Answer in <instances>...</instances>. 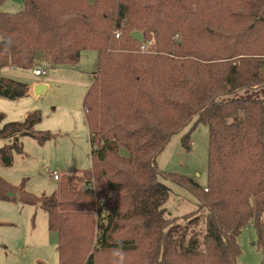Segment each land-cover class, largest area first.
Returning <instances> with one entry per match:
<instances>
[{
	"label": "trees",
	"instance_id": "16d2710c",
	"mask_svg": "<svg viewBox=\"0 0 264 264\" xmlns=\"http://www.w3.org/2000/svg\"><path fill=\"white\" fill-rule=\"evenodd\" d=\"M21 1L19 11L0 13V69L75 66L83 51L98 52L83 102L93 167L64 174L51 195L37 196L24 182L13 186L0 176V200L47 213L60 264H102L107 252L154 264L146 241L163 231L164 264L178 258L239 264L238 237L250 221L264 248V96H238L243 90L264 95V0ZM136 29L144 42L155 39L152 51L131 37ZM29 92L28 83L0 76L1 97ZM41 120L34 111L5 122L0 112V138L12 141L0 148L4 166L13 164L14 152L23 153L22 136L41 144L54 137L36 130ZM192 122L208 127L204 187L156 162ZM182 146L191 149V132ZM163 176L191 191L205 210L203 251L197 238L175 249Z\"/></svg>",
	"mask_w": 264,
	"mask_h": 264
},
{
	"label": "rangeland",
	"instance_id": "374dc122",
	"mask_svg": "<svg viewBox=\"0 0 264 264\" xmlns=\"http://www.w3.org/2000/svg\"><path fill=\"white\" fill-rule=\"evenodd\" d=\"M22 7L21 0L0 1V13L16 12ZM143 42L140 47L142 51H146L148 45L150 51L153 50L154 38ZM97 62L98 52L85 50L75 66L39 65L44 71L41 75L33 72L37 66L14 72H10L9 68L0 70V74L3 72L6 76L26 82L31 88L39 83L47 86L45 92L39 96L30 93L16 100L0 96V112L4 114L5 122L22 121L30 112L40 111L42 120L37 124L36 130L49 131L54 135L44 144L31 136H22L20 141L23 153L14 152L11 166H4L0 162V176L4 180L13 186L24 182L25 190L37 196L51 195L58 191L59 184L65 178L64 174L93 167L90 132L83 102ZM238 96L264 95L243 90ZM188 132H191L192 138L190 150L182 146V137ZM10 143L11 140L0 138V148ZM120 154L128 156L129 153L121 147ZM156 162L163 172L191 177L201 186H206L209 166L208 127L203 123H190L170 138ZM54 172L59 174V180L54 179ZM162 181L170 188V196L165 206L172 223L167 231L169 236L174 233L173 238L177 239L175 249L180 250L183 248L180 245L197 238L201 244L200 250L203 251L205 210L199 209L198 200L191 191L170 178L163 176ZM93 189L95 190V185L90 190ZM262 222L264 227V214ZM162 235L164 236V231ZM163 236L157 234V239L150 236L146 241V248L150 249L146 253L151 251L157 261L154 264H164ZM57 243L58 235L49 230L45 211L34 205L23 204L18 199L0 200V264H60ZM238 243L241 250L239 264L263 263L264 248L259 243V232L252 221L242 229ZM101 261L102 264H141L139 259H135V255L129 253L107 252L101 256ZM174 261L176 264H197L183 258Z\"/></svg>",
	"mask_w": 264,
	"mask_h": 264
},
{
	"label": "water",
	"instance_id": "95a60500",
	"mask_svg": "<svg viewBox=\"0 0 264 264\" xmlns=\"http://www.w3.org/2000/svg\"><path fill=\"white\" fill-rule=\"evenodd\" d=\"M130 35L132 38H134L135 40H137L140 43L144 41V33L140 30H135ZM46 89H47V86L45 84H41V83L36 84L33 87V91L37 96L42 95Z\"/></svg>",
	"mask_w": 264,
	"mask_h": 264
},
{
	"label": "built area",
	"instance_id": "2783aa9c",
	"mask_svg": "<svg viewBox=\"0 0 264 264\" xmlns=\"http://www.w3.org/2000/svg\"><path fill=\"white\" fill-rule=\"evenodd\" d=\"M119 36V33L117 34V37ZM12 69H14V70H17L18 69V67H12ZM34 74L35 75H41V74H43L44 73V71L43 70H41L38 66L34 69ZM59 174L57 173V172H54V179L55 180H59Z\"/></svg>",
	"mask_w": 264,
	"mask_h": 264
},
{
	"label": "crops",
	"instance_id": "0c3cea01",
	"mask_svg": "<svg viewBox=\"0 0 264 264\" xmlns=\"http://www.w3.org/2000/svg\"><path fill=\"white\" fill-rule=\"evenodd\" d=\"M0 70L3 71L2 69H0ZM9 70H10V72H11V71L14 72V71H18V70H20V69L18 68L17 70H14V69H12V67H9ZM1 75H5V76H6L7 74H5V73L2 72V74H0V76H1ZM91 82H92V80H91ZM30 93H34L33 88H31V87H30V92H29V94H30Z\"/></svg>",
	"mask_w": 264,
	"mask_h": 264
}]
</instances>
